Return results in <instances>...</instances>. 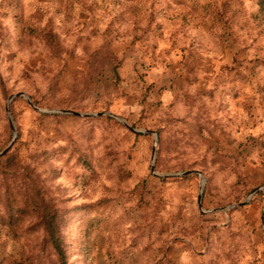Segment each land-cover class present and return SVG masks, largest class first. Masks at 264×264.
Instances as JSON below:
<instances>
[{
	"label": "rangeland",
	"instance_id": "obj_1",
	"mask_svg": "<svg viewBox=\"0 0 264 264\" xmlns=\"http://www.w3.org/2000/svg\"><path fill=\"white\" fill-rule=\"evenodd\" d=\"M258 1L0 0V264L43 247L3 219L36 186L71 264H264Z\"/></svg>",
	"mask_w": 264,
	"mask_h": 264
},
{
	"label": "trees",
	"instance_id": "obj_2",
	"mask_svg": "<svg viewBox=\"0 0 264 264\" xmlns=\"http://www.w3.org/2000/svg\"><path fill=\"white\" fill-rule=\"evenodd\" d=\"M258 5L259 11L264 12V1L259 0ZM9 167L0 164V173L6 182L9 178ZM260 194L264 195L259 192L257 196ZM24 217L35 218L37 227L43 230L45 234L43 247L37 256L30 255L13 264H45L43 261L45 253L53 264H71L62 237L63 217L56 206L47 199L42 188L36 186L33 194L27 195L21 206L10 207L7 216L3 217L6 221L4 224L14 227Z\"/></svg>",
	"mask_w": 264,
	"mask_h": 264
},
{
	"label": "water",
	"instance_id": "obj_3",
	"mask_svg": "<svg viewBox=\"0 0 264 264\" xmlns=\"http://www.w3.org/2000/svg\"><path fill=\"white\" fill-rule=\"evenodd\" d=\"M17 97H24L28 100V102H30V104L32 105L30 99L24 94V93H19V94H16L14 96H11L8 100V103L10 104L15 98ZM9 104L7 105V108H6V112L9 114ZM35 109L39 110L38 108H36L34 105H32ZM42 112H45V113H57V114H64V115H74V116H78V117H89L91 115H88V114H80L78 112H74V111H67V110H55V111H51V110H43ZM121 122H123V124H125L131 131L135 132V133H139V134H143V133H146V132H143L141 130H134L132 127H130L124 120H121ZM10 125L12 127V130H13V133H14V140L12 141V143L9 145L8 148H6L5 150H3L2 152H0V157L4 156L5 154H7L13 144L15 143V140H16V134H15V129H14V126H13V121H12V118L10 117ZM149 133V132H148ZM154 136H155V144H154V147H153V159H155V153H156V146H157V135L155 133H152ZM193 174H197L201 177V191L198 195V208L200 211L203 212V209H202V200H203V191H204V187L206 185V179L203 177L202 173L199 172V171H189V172H184L182 173L180 176L184 177V176H188V175H193ZM264 190V189H263ZM258 190H256L255 192H253V194H255ZM251 198V196L246 200L244 201L243 203L239 204L238 206H243L245 205L248 200ZM264 221V220H263Z\"/></svg>",
	"mask_w": 264,
	"mask_h": 264
},
{
	"label": "crops",
	"instance_id": "obj_4",
	"mask_svg": "<svg viewBox=\"0 0 264 264\" xmlns=\"http://www.w3.org/2000/svg\"><path fill=\"white\" fill-rule=\"evenodd\" d=\"M258 210V208H257V205L256 204H251V206L249 207V213L251 212V213H253V212H256ZM256 213H253V215L254 216H256L255 215ZM255 219V218H254ZM235 226V225H234ZM249 227V228H245V229H243V228H239V227ZM244 226H239L236 230H242L241 232H246V233H249L250 232V229L252 228V230H253V228H255V226H257L255 223H250V224H248V226L245 224ZM228 239V238H227ZM230 240V239H229ZM232 241V240H231ZM239 242V241H238ZM252 245V244H251ZM228 247H229V245H228ZM250 246H246L245 247V249H244V251H243V253H244V255L245 256H250V255H252V250L254 251V248L252 249L251 248V250H249L250 248H249ZM228 250V252L231 250V248H227ZM222 251V250H221ZM221 251H220V253H221ZM260 252H262V251H260Z\"/></svg>",
	"mask_w": 264,
	"mask_h": 264
}]
</instances>
